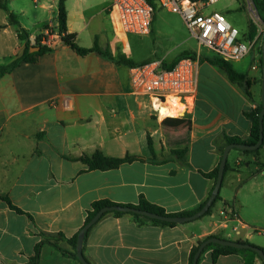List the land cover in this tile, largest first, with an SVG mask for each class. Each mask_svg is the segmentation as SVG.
Returning <instances> with one entry per match:
<instances>
[{
  "label": "crops",
  "instance_id": "1",
  "mask_svg": "<svg viewBox=\"0 0 264 264\" xmlns=\"http://www.w3.org/2000/svg\"><path fill=\"white\" fill-rule=\"evenodd\" d=\"M58 4L39 0L34 4L39 12L27 18L19 0H0V69L21 57L27 43L33 54L32 60L0 74V193L33 218L0 201V264H31L41 232L62 234L59 246L71 250L66 240L79 233L97 201L129 206L143 196L166 214L197 209L215 185L203 174L219 166L228 139L249 138L251 122L245 112L261 102L263 36L248 56L232 63L250 78L252 101L219 68L199 62L196 95L184 117L181 111L182 118L169 123L157 117L148 96L132 89L128 65L97 52L81 56L62 41L54 50H32L46 26L58 30ZM109 5L110 0H64L66 34L74 35L79 48L96 47L114 59L122 55L135 66L154 62L134 60L132 35L122 40L115 36ZM17 27L27 39L18 38ZM262 31L263 23L252 39ZM242 38L250 40L248 29ZM97 151L137 160L113 170L89 171L80 158ZM227 163L220 199L210 215L169 227L107 213L85 236L83 256L89 264H188L192 248L209 236L247 241L264 250V239L253 232L264 230V147L256 156L232 149ZM240 224L237 236L232 230ZM37 264L81 263L45 244ZM198 264L263 262L251 252L213 262L208 251Z\"/></svg>",
  "mask_w": 264,
  "mask_h": 264
},
{
  "label": "built area",
  "instance_id": "2",
  "mask_svg": "<svg viewBox=\"0 0 264 264\" xmlns=\"http://www.w3.org/2000/svg\"><path fill=\"white\" fill-rule=\"evenodd\" d=\"M29 1L38 4L39 0ZM153 1L161 9L181 17L190 37L196 40L199 50L205 49L211 57L231 64L248 56L259 46V37L263 36L264 31L252 40H244L239 37L238 29L231 26L223 14L204 13L206 9L220 0ZM153 15V6L147 0H110L108 16L114 34L119 40L125 39L128 35H149ZM40 37L41 46L54 50L58 47L62 34L58 30L44 29ZM199 50L198 56L201 55ZM198 68V59L189 58L180 59L170 69H164L161 62L144 63L129 68L130 84L135 92L150 98L152 110L157 117H160V110L157 106L170 98H176L185 105L188 104V100L192 102L198 88ZM221 215L223 216L224 213ZM242 227L241 224L235 227L232 230L233 233L240 236ZM253 232L264 237V230Z\"/></svg>",
  "mask_w": 264,
  "mask_h": 264
},
{
  "label": "trees",
  "instance_id": "3",
  "mask_svg": "<svg viewBox=\"0 0 264 264\" xmlns=\"http://www.w3.org/2000/svg\"><path fill=\"white\" fill-rule=\"evenodd\" d=\"M147 1L153 6V10L155 11V9L157 8V5L154 3V1L153 0H147ZM251 2L253 4L254 8L256 9L258 17L260 18L261 22L264 24V0H251ZM153 19H154V15H153ZM9 20H10V22L12 24L17 25V23L14 20L12 15L9 16ZM57 22H58V32L60 34H62L61 41L63 42V44L69 46L77 54H79L81 56H84V55H87V54H89L91 52H97L98 54H100V55H102V56H104V57H106V58H108L110 60H114L115 62H117L119 64L128 65L129 67L135 66L132 62L128 61L122 55H119V56L116 57V59H114L110 54H108L106 52H102V51L98 50L96 47H93L92 49L79 48L74 42V35H67L66 34V12H65V8H64V0H59L58 13H57ZM45 29H50V28L46 26ZM248 30H249V38H250V40H252V38L254 37L255 32H256V26H254L252 23H250L248 25ZM17 35H18V38L20 40L27 39L26 35L23 32V30H20L19 27H17ZM263 35H264V32H263ZM40 38H41L40 35L36 37L34 46L38 47L40 49V52L50 51L49 49H47V48H45V47L40 45V43H39ZM29 47H31V45L29 43H27V47L25 49V53L21 57L15 59L9 66L1 68L0 69V74L1 75L5 74L8 71H10L11 69L17 67L19 64H21V63H23V62H25L27 60H32L31 56H33V54H29L28 53ZM260 54H262V48H260ZM183 58H189V59H192V60H197L198 59L199 62H207L208 64L219 68L221 71H223L226 74L227 78L229 79V81L231 83H234V84L238 85L240 88H242L247 100L248 101H252V97H251V94L249 92V89L251 87L250 78L247 75H245V74L238 73L237 71H235V69L233 68L231 63L225 62V61H223V60H221L219 58L207 57V56H201V55L198 56L196 54V52L185 51V52H182L179 55H177L169 64H165L164 63V64H162V66H163L164 69H170L180 59H183ZM261 60H262V57H261ZM261 60H260V67L262 68ZM262 107H263V102L261 100V102L255 108L249 110L248 112H245V116L251 122V130H250L249 138L246 141H240L239 139H236V138L228 139L227 140L228 144H245V145H254V144H256V142L258 141V138H259V117H260V113L262 111ZM178 118H182V117H168L167 119H178ZM263 124H264V116H263ZM263 134H264V131H263ZM148 147H149V150L151 152V155L154 156L153 148H152V144H151L150 139L148 140ZM263 147H264V139H263L262 146L258 150H256V151H242V153L245 154V155H254V156H256V155L259 154L260 150ZM180 153H182V152H180ZM136 160L137 159L135 157H131V156H125L123 158L106 157L101 152H98V151L95 152L91 157H82V158H80V161L87 166V169L89 171L113 170V169H117L119 166H121V165H123L125 163H132L133 161H136ZM218 167L215 168V170H213L211 173L203 174V176L206 177V178L213 179L214 181H216L217 174H218ZM228 170H229V165H228V163H226L224 175H225V173ZM219 199H220V193L216 197L215 201L212 203V206L210 207V209L208 210L206 215H210L211 214L212 207L214 206V204ZM0 201H3L5 204H7V206L11 210L15 211L17 214L25 215L30 221H33V218H32L31 215L26 214L25 212H23L22 210H20L16 206H14L11 203L10 199L7 196L2 195L1 193H0ZM204 204L205 203L201 204L197 209H195L193 211L183 212V213H179V214H166L165 211L161 207L148 203L143 198V196H140L137 205H129L128 207L139 209V210H143V211H148V212H151V213H154V214H158V215H161V216H164V215H168V216H190V215L196 213L197 211H199L203 207ZM108 206H121V205H117V204H114L112 202L105 201V200L97 201V202L92 203L91 210H89L87 212V216H86L84 225L91 220V218L95 215V213L97 211H99L100 209H102L104 207H108ZM111 213L115 217H121V216H124V215H129L138 224L152 223V224L161 225V226H169V227L176 226V224H173V223H165V222H160V221H156V220H149V219H146V218H142V217H140V216H138L136 214H124V213H120V212H111ZM105 215H107V214H104L102 216V218ZM89 231H90V229L85 233V236H87ZM39 236H40L41 240L36 244V246L34 248V256L30 260L31 264H37V262L39 260L40 250H41L42 246L45 245V244H48V245L52 246L53 248H55L63 256L70 257V258H73L75 260H78V258L76 256V253H75V246H76V240H77L78 234H76L71 239L66 240V242L70 245L71 250H67V249H64L61 246H59V242L65 240V237L62 234H60V233L53 235V234H46V233L41 232L39 234ZM209 237H213V236H209ZM209 237H207V238H209ZM203 241H199L197 243V246H194L192 248V250L190 252V255H189L188 264L192 263L193 256H194L195 252L197 251L198 246ZM238 242H244V241H238ZM244 243L250 244L247 241H245ZM251 246H253L255 248H259V247L254 246V245H251ZM259 249H261V248H259ZM208 251H211V259H212L213 262H216L217 259L219 257H221V256L237 255V254L245 253V252H251V253H253L254 255H256L258 257V255L255 252H253L252 250H239V249L232 248V247H223V246L214 245V244L208 245L204 249V251L202 252L201 256H203ZM200 258H199V260H200ZM85 261L88 262L86 259H85ZM198 263H199V261H198Z\"/></svg>",
  "mask_w": 264,
  "mask_h": 264
},
{
  "label": "rangeland",
  "instance_id": "4",
  "mask_svg": "<svg viewBox=\"0 0 264 264\" xmlns=\"http://www.w3.org/2000/svg\"><path fill=\"white\" fill-rule=\"evenodd\" d=\"M19 3L20 9L26 12L27 18L35 16L39 12V5L36 6L29 0H19ZM211 12L223 14L230 25L238 29L240 38L243 37V33L247 31L250 23L256 27L262 26L251 0H220L206 9L204 13ZM152 24L153 32L150 36L132 35L129 37L130 47L136 62L165 60L163 62L169 64L183 51L198 52L196 40L190 37L183 20L177 14L169 13L157 6ZM199 51L202 54L208 53L205 49ZM165 120L172 123L178 119ZM262 238L264 239L263 236Z\"/></svg>",
  "mask_w": 264,
  "mask_h": 264
},
{
  "label": "water",
  "instance_id": "5",
  "mask_svg": "<svg viewBox=\"0 0 264 264\" xmlns=\"http://www.w3.org/2000/svg\"><path fill=\"white\" fill-rule=\"evenodd\" d=\"M32 50L38 51L39 48H34ZM261 62H262L261 100L263 102V107H262V111H261L260 117H259V138H258V141L254 145L230 144L223 150L221 160L219 163V167H218V174H217V179L215 181L214 188H213L209 198L207 199V201L203 205V207L199 211H197L196 213H194L190 216H168V215L161 216L158 214H154V213H151L148 211H143V210L131 208L128 206L104 207V208L100 209L99 211H97L95 213V215L91 218V220L88 223H86L80 229V231L78 233V237L76 240V246H75V253H76V256L78 258V261L81 264H89L88 262L85 261V258L83 256V252H82V246H83V241L85 238V233L89 229H91L102 218V216L104 214L111 213V212H120V213H124V214H136L142 218H146L149 220H156V221H160V222L173 223V224H185V223L193 222V221L198 220V219H200L206 215V213L208 212V210L212 206V203L215 201L216 197L220 193V189H221L223 178H224V172H225V167H226L229 152L232 149H237L239 151H256L262 146L263 139H264V134H263V131H264V124H263V116H264V40L262 43V60H261ZM211 244L219 245V246H223V247H232V248H236L239 250H252L253 252H255L258 255V257L264 263V250L259 249V248H255V247L251 246L250 244H246L244 242H238V241H233V240H229V239H222V238L213 236V237H209V238L205 239L198 246L197 251L195 252V254L193 256V260H192L191 264H198V261L202 255V252L204 251V249L208 245H211Z\"/></svg>",
  "mask_w": 264,
  "mask_h": 264
},
{
  "label": "bare ground",
  "instance_id": "6",
  "mask_svg": "<svg viewBox=\"0 0 264 264\" xmlns=\"http://www.w3.org/2000/svg\"><path fill=\"white\" fill-rule=\"evenodd\" d=\"M188 101L190 102V100ZM157 109L160 110V116L164 119L168 117H179L178 115L181 111V116H183L188 110V105L182 104L176 98H170L165 103L157 106Z\"/></svg>",
  "mask_w": 264,
  "mask_h": 264
}]
</instances>
